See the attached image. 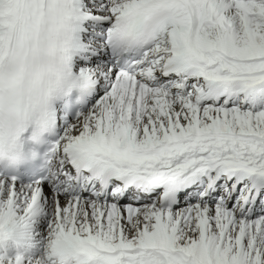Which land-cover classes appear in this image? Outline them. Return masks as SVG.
<instances>
[{"label": "snow or ice", "instance_id": "1", "mask_svg": "<svg viewBox=\"0 0 264 264\" xmlns=\"http://www.w3.org/2000/svg\"><path fill=\"white\" fill-rule=\"evenodd\" d=\"M0 264H264V0H0Z\"/></svg>", "mask_w": 264, "mask_h": 264}]
</instances>
